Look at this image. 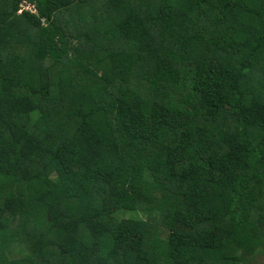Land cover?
<instances>
[{
    "label": "trees",
    "instance_id": "trees-1",
    "mask_svg": "<svg viewBox=\"0 0 264 264\" xmlns=\"http://www.w3.org/2000/svg\"><path fill=\"white\" fill-rule=\"evenodd\" d=\"M258 256L264 0H0V264Z\"/></svg>",
    "mask_w": 264,
    "mask_h": 264
},
{
    "label": "rangeland",
    "instance_id": "rangeland-1",
    "mask_svg": "<svg viewBox=\"0 0 264 264\" xmlns=\"http://www.w3.org/2000/svg\"><path fill=\"white\" fill-rule=\"evenodd\" d=\"M27 9V8H26ZM73 45H76L78 42H72ZM123 217L121 216L120 219H122ZM255 264H264V256L263 257H257L255 260Z\"/></svg>",
    "mask_w": 264,
    "mask_h": 264
},
{
    "label": "built area",
    "instance_id": "built-area-1",
    "mask_svg": "<svg viewBox=\"0 0 264 264\" xmlns=\"http://www.w3.org/2000/svg\"><path fill=\"white\" fill-rule=\"evenodd\" d=\"M22 8L23 9H25V11H32V13H35V10H34V7L33 6H31V5H29V4H24L23 6H22ZM27 8V9H26ZM21 14V13H20Z\"/></svg>",
    "mask_w": 264,
    "mask_h": 264
}]
</instances>
